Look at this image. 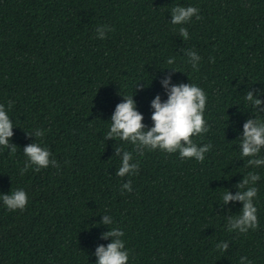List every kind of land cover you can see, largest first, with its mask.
<instances>
[{
  "label": "trees",
  "instance_id": "16d2710c",
  "mask_svg": "<svg viewBox=\"0 0 264 264\" xmlns=\"http://www.w3.org/2000/svg\"><path fill=\"white\" fill-rule=\"evenodd\" d=\"M176 6L200 10L183 25L187 40L170 23ZM98 27L111 29L103 40ZM189 51L201 58L198 70ZM168 77L207 95L209 131L193 138L212 145L202 163L105 140L123 97L134 96L150 129L151 102L167 100ZM248 91L264 101V0H0V105L17 146L0 147V194L28 195L22 212L0 200V264H96V248L111 243L100 237L113 227L124 232L128 264H239L242 256L264 264V167H249L239 148L243 124L264 121ZM37 129L43 138L26 135ZM33 142L59 167L21 175ZM116 148L132 152L138 173L116 175ZM249 172L260 176L259 228L229 233L227 217L243 205L222 206V196L235 195ZM104 214L112 225L101 223ZM222 242L227 253L216 250Z\"/></svg>",
  "mask_w": 264,
  "mask_h": 264
},
{
  "label": "clouds",
  "instance_id": "9594fccd",
  "mask_svg": "<svg viewBox=\"0 0 264 264\" xmlns=\"http://www.w3.org/2000/svg\"><path fill=\"white\" fill-rule=\"evenodd\" d=\"M199 9L197 7L176 6L171 10V24L178 27L179 35L182 40L189 39L188 29L183 25L188 24L195 17L200 20ZM97 37L105 39V33L111 31L106 27L97 28ZM189 62L194 70H198L200 56L195 51L186 53ZM213 58L210 57V60ZM169 65L175 63V58L167 60ZM173 72H178L170 69ZM163 88L167 93V100L161 101L159 95L151 102V121L152 127L146 129L143 123L144 116L137 110L134 96L123 97V102L115 107L111 116L110 129L105 136V140H120L130 143L133 151L143 155L147 151H160L169 155L177 154L181 160L194 159L202 163L205 154L212 148L211 144L198 146L194 142V137H200L209 131L207 120L204 113L207 105V95L202 88L195 84H179L170 86L171 77L164 79ZM136 94V93H135ZM245 100L258 112H264V101L256 98L252 91L246 92ZM12 103L9 102L8 109ZM13 122L10 119L4 105H0V147L9 149L12 153L17 151V146L11 143L13 133ZM29 137L43 138L45 133L42 130H35ZM239 148L242 158H247L249 167H264V157L260 156L264 150V121L259 119H248L243 124L242 137L239 139ZM116 156L121 157V164L116 171L118 177L132 176L138 173V163H132V152L115 149ZM23 155L26 157L24 167L20 170L21 175L32 169L40 172L49 166L59 167L56 160L51 159L52 153L41 146L38 142H33L23 148ZM260 180L259 174L249 172L243 176V180L237 184L238 191L235 195L229 190H225L222 196V206L229 202H239L243 205L238 215L227 217V231L246 234L249 230L256 231L259 228L257 207L255 199L258 189L255 187ZM123 189L131 192V180L123 185ZM0 200L4 207L10 212L24 211L28 204V195L23 189H17L10 194H0ZM101 223L105 226L113 224V218L107 214L103 215ZM124 232L118 227H113L101 235V239H111L107 246H99L95 250L96 264H128L129 251L126 250L125 242L122 240ZM216 250L227 253L229 250L228 242L217 244ZM239 264H251L247 256H242Z\"/></svg>",
  "mask_w": 264,
  "mask_h": 264
}]
</instances>
